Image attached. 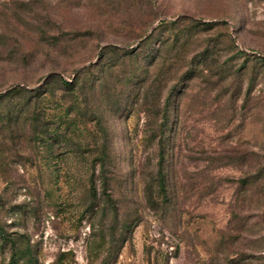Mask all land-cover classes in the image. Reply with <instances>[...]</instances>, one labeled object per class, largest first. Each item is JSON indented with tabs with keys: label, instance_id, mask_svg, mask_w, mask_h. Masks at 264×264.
Instances as JSON below:
<instances>
[{
	"label": "rangeland",
	"instance_id": "374dc122",
	"mask_svg": "<svg viewBox=\"0 0 264 264\" xmlns=\"http://www.w3.org/2000/svg\"><path fill=\"white\" fill-rule=\"evenodd\" d=\"M10 263L264 264V0H0Z\"/></svg>",
	"mask_w": 264,
	"mask_h": 264
},
{
	"label": "trees",
	"instance_id": "16d2710c",
	"mask_svg": "<svg viewBox=\"0 0 264 264\" xmlns=\"http://www.w3.org/2000/svg\"><path fill=\"white\" fill-rule=\"evenodd\" d=\"M163 23V22H161ZM171 23H176V22H171ZM155 32V29L152 31V33ZM149 40H151V38H149ZM129 53H132L133 56L136 55L135 50H130ZM135 57V56H134ZM97 63V62H96ZM91 67V65H89ZM89 66H85L80 70V74L76 77L73 78H63V77H59L60 82H61V94L62 97L64 96H76L78 97L80 95V97L82 95L86 96L87 89L90 90L91 85L93 83V79L89 77L88 75V71H89ZM102 79V78H101ZM99 78V80H101ZM48 82H45L44 84H42L41 86L36 87L34 90L31 89H27V88H21V87H16V88H12L11 90L7 91L5 95H15V94H21V97L24 99H27L32 96H29L28 94H35V97H41L43 94H45V92L47 91L46 87H47ZM77 90H79V95L77 96L76 94H78ZM34 91V92H32ZM26 105H28L26 103ZM67 111L69 112V109H67ZM162 139H160V142H162L161 144H163V138H164V134L161 136ZM160 144V145H161ZM104 156H107V152H103ZM165 160V153L163 152V150L160 151V155H159V165H162V162ZM161 168V167H160ZM102 171H104V176H106L105 174V165L103 166ZM158 185L160 187V191L161 192H165L166 190V182H165V176L164 174H162V169H160L158 171ZM104 186H108V188L111 186V179L108 177H104ZM90 192H91V196L92 198H97L98 196V192H97V188L94 185V182H91V186H90ZM166 194V193H165ZM165 196V195H164ZM11 264V263H10Z\"/></svg>",
	"mask_w": 264,
	"mask_h": 264
}]
</instances>
